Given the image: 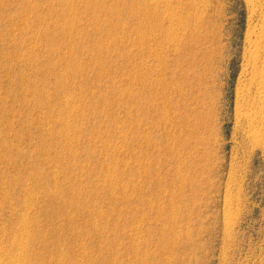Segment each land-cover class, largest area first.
I'll return each instance as SVG.
<instances>
[{
    "label": "rangeland",
    "instance_id": "rangeland-1",
    "mask_svg": "<svg viewBox=\"0 0 264 264\" xmlns=\"http://www.w3.org/2000/svg\"><path fill=\"white\" fill-rule=\"evenodd\" d=\"M231 3L228 54L234 60L221 118L227 138L248 24L245 2ZM134 11L127 0H0V241L21 235L27 215L31 234L50 244L45 251L57 249L78 264H176L180 258L194 264L188 244L200 237L218 255L222 234L209 239L198 228L204 216L221 215L222 193L212 194L207 212L204 188L191 198L187 164L185 181L178 175L186 159H174L169 139V40ZM252 169L260 179L247 188L256 209L244 221L243 259L252 247L258 256L264 247L261 160Z\"/></svg>",
    "mask_w": 264,
    "mask_h": 264
},
{
    "label": "bare ground",
    "instance_id": "bare-ground-1",
    "mask_svg": "<svg viewBox=\"0 0 264 264\" xmlns=\"http://www.w3.org/2000/svg\"><path fill=\"white\" fill-rule=\"evenodd\" d=\"M243 1L248 11V24L245 41L243 43L244 48L241 71L239 72L235 89L234 118L231 116L234 120L233 128L231 129L232 133L230 138H227L225 136L224 123L221 118L223 110L222 103L226 97L225 89L227 91L224 80L229 79L231 70L229 72L228 67H230V64L234 60V58L232 60L228 54L231 37L230 34L227 33V29L230 23V16H232H229V11L232 7L231 0H127L128 5L130 8H134V13L136 12L141 22L148 25L151 23V28L156 26V29L160 31L164 29V39L165 34H167L169 40V53L171 57V59H169L171 73L170 71L169 73L172 76V78L170 76V80L174 90L170 112L168 111L170 113L171 126L169 139L171 141L172 150L175 151L174 159L176 161H180L182 158L183 160L186 159L184 164L177 168L178 175H180L182 181H185L182 172L185 173V170L188 169L189 181H187V184L190 187L192 199L201 195L200 190H198L200 187L205 189L202 195L210 198L206 205L207 212L213 207L210 201L212 194L216 193L221 198L222 193L221 199L223 201V209L221 215L218 214L215 218H213L212 214L204 216L205 221L200 219L201 223L198 228V236L205 233L209 239L213 238L216 231H219L222 234L221 248H219V253L217 252L218 255L216 256L215 250H211V245L208 242H203L201 237L196 241L194 240L195 238H190L191 240L188 244V262L193 261L194 264H201L200 261L202 259H204L205 264H211L215 259L219 260V264H264V247H261L262 249L259 250L261 253L259 256L256 250H252L253 247L251 248L252 254L250 256H245L244 259L238 256L243 250V239H241V236L245 229L244 221L248 219L246 217L256 209L255 203L251 202L253 194L250 197L247 188L250 184L256 185L260 178L258 179L256 177L257 175L253 169L251 170V166L253 168L257 160H261L264 166V0ZM140 6L141 8H138ZM131 12H133V10ZM143 45L145 48L146 43L144 42ZM158 54L160 55V53ZM148 56L151 57V54ZM163 58L158 57L161 64H163ZM150 62H154V60ZM155 64L156 63H154L153 67ZM143 69L142 72L144 71ZM151 69L150 75L151 71H153L152 67ZM163 70L159 73L160 77H162ZM146 71L149 72L148 69ZM157 74L154 75L156 78L158 76ZM140 77L143 78L144 76ZM150 78L153 77L151 76ZM150 78L149 81L152 80ZM146 79L147 78H145V80ZM132 80L133 79H131V81ZM161 81L162 79L159 80V82ZM151 82L148 83L151 84ZM154 82H156V80ZM156 83L155 86L158 87V82ZM156 87L153 85L154 89ZM129 90V93L133 91V89L131 91V88ZM148 99L152 98L150 97ZM140 102L144 103L143 101ZM152 102L153 99L150 103ZM226 106L228 107V105ZM224 110L226 111V109ZM127 139L129 140V138ZM229 144L232 146L228 151L227 146ZM184 165L187 168L183 171ZM185 183L186 182L182 184L185 185ZM30 196L32 197V194H30ZM57 198L58 197H56V199ZM25 202L27 203V201ZM34 202L36 201L34 200ZM218 205L216 208H218ZM28 209L30 210V208ZM187 210L189 209L187 208ZM28 219L26 215V218L21 220V226L24 230L21 235L18 234L19 236L16 235L12 237L13 239L11 242L9 241V243L6 241L8 244L4 241H0V264H78L79 261L75 258H67L66 260V256L63 255V252L60 251L62 252V254H60L57 252V249H55L54 252L48 251L49 249L45 251L47 245L50 246V244L46 245L45 243L47 242L44 243L46 240L40 235L31 234L28 229ZM206 221L207 223H204ZM204 224H206V226H204ZM188 228L186 232H188ZM176 231H178V229ZM178 233L180 232L178 231ZM161 241H159V243ZM57 243L58 242H56V244ZM172 243L173 241L171 240V244ZM158 250H160L159 247ZM48 253L52 255V257L50 256L52 258L51 260L46 258ZM184 260L185 259L180 258L176 260L175 263L183 264ZM162 264H164L163 261Z\"/></svg>",
    "mask_w": 264,
    "mask_h": 264
}]
</instances>
